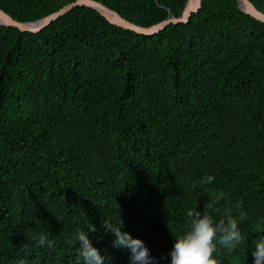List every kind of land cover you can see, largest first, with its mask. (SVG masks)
Masks as SVG:
<instances>
[{"label": "trees", "instance_id": "trees-1", "mask_svg": "<svg viewBox=\"0 0 264 264\" xmlns=\"http://www.w3.org/2000/svg\"><path fill=\"white\" fill-rule=\"evenodd\" d=\"M76 0H0L19 22ZM142 27L188 0H97ZM264 13V0H249ZM214 176L211 184L203 181ZM239 210L244 243L220 264H251L264 232V23L238 0H202L153 36L79 6L39 33L0 25V264H78L77 233L106 219L170 264L189 209ZM46 236L51 248L41 247ZM128 264L110 233H91Z\"/></svg>", "mask_w": 264, "mask_h": 264}, {"label": "clouds", "instance_id": "clouds-1", "mask_svg": "<svg viewBox=\"0 0 264 264\" xmlns=\"http://www.w3.org/2000/svg\"><path fill=\"white\" fill-rule=\"evenodd\" d=\"M214 176L208 175L203 181L211 184ZM219 203V198L209 200L204 210L189 209L187 217L190 220V229L183 235L174 238L170 252V264H220L217 259L218 245L228 253H234L244 243L241 222L246 220L247 213L239 210L235 215L229 214L226 220L217 222L207 210L213 209ZM102 229L113 237V247L125 248L130 252L128 264H158L157 259L141 238L134 237L130 232L122 230V226H115L106 219L100 228L89 223L87 228L77 233L79 243L78 264H110L109 257L102 255L90 238L91 233H98ZM41 247L51 248L53 242L41 235L38 239ZM252 257L251 264H264V232L253 239L247 248V256ZM249 264V260L247 261Z\"/></svg>", "mask_w": 264, "mask_h": 264}, {"label": "water", "instance_id": "water-1", "mask_svg": "<svg viewBox=\"0 0 264 264\" xmlns=\"http://www.w3.org/2000/svg\"><path fill=\"white\" fill-rule=\"evenodd\" d=\"M240 9L246 14L264 23V13L259 11L249 0H238ZM79 6H86L99 12L112 25L126 30L134 31L138 34L153 36L165 30L172 24L188 23L193 14L198 13L202 7V0H188L185 9L180 17L171 16L166 21L151 27H142L132 23L121 16L117 11L109 8L97 0H76L75 2L64 6L59 11L34 22H19L0 8V25L6 27H15L22 32L39 33L49 27L53 22L59 20L64 15L70 13ZM35 24H38L35 26Z\"/></svg>", "mask_w": 264, "mask_h": 264}, {"label": "bare ground", "instance_id": "bare-ground-1", "mask_svg": "<svg viewBox=\"0 0 264 264\" xmlns=\"http://www.w3.org/2000/svg\"><path fill=\"white\" fill-rule=\"evenodd\" d=\"M38 24H35V26H37Z\"/></svg>", "mask_w": 264, "mask_h": 264}]
</instances>
